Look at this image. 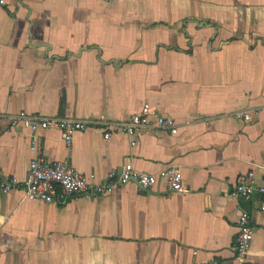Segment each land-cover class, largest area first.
Here are the masks:
<instances>
[{
	"label": "crops",
	"instance_id": "0c3cea01",
	"mask_svg": "<svg viewBox=\"0 0 264 264\" xmlns=\"http://www.w3.org/2000/svg\"><path fill=\"white\" fill-rule=\"evenodd\" d=\"M144 103L177 132L155 118L131 136L114 126ZM21 111L102 120L73 132L71 152L59 130L38 128L46 160L94 182L127 162L174 166L188 191L168 193L161 177L56 203L0 189V264H232L241 211L254 226L248 260L264 264L259 195L230 196L250 171L264 183V0H4L0 178L24 179L35 154L30 129L9 122Z\"/></svg>",
	"mask_w": 264,
	"mask_h": 264
},
{
	"label": "built area",
	"instance_id": "2783aa9c",
	"mask_svg": "<svg viewBox=\"0 0 264 264\" xmlns=\"http://www.w3.org/2000/svg\"><path fill=\"white\" fill-rule=\"evenodd\" d=\"M4 0H0L3 3ZM259 110L238 111L236 117L246 121H252L254 115H258ZM0 116L2 113L0 112ZM155 118V126L167 130L174 134L177 132L176 121L172 117H165L149 103H144L141 110L131 116L127 121L114 122V126L126 135H133L138 127H147ZM12 127H25L31 131V151L34 157L30 159L25 178L19 180L14 176L0 178V189L8 193L15 189H23L25 197L28 199H41L46 203L63 202L74 194L79 193L87 197L100 196L112 193L116 188H120L129 182L136 183L142 189L148 190L156 183L157 177H161L166 185L168 193H187L188 188L182 183L180 171L177 167L166 166L157 173H145L135 170L130 162L125 163L120 171L116 168L109 170L105 178L100 182H94L93 176H85L77 169L73 168L67 159L49 161L37 153L34 133L38 128H54L60 131L65 147L71 152L73 132L84 131L91 126L102 124V120L90 121L70 117H42L30 115L25 111L9 116ZM111 131H105L104 137L109 138ZM264 173V166H263ZM236 187L230 192L234 200H248L255 194L259 195L257 209L264 213V183L257 184L253 173L250 171L240 175ZM238 235L234 241V262L232 264H250L247 252L254 235V226L247 212L241 211L238 215ZM194 264H220L216 261L194 263Z\"/></svg>",
	"mask_w": 264,
	"mask_h": 264
}]
</instances>
